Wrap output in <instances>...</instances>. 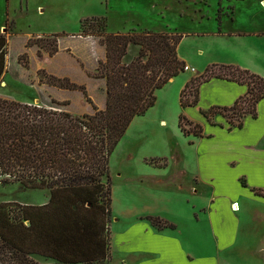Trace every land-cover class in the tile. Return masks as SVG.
<instances>
[{"label":"trees","instance_id":"obj_1","mask_svg":"<svg viewBox=\"0 0 264 264\" xmlns=\"http://www.w3.org/2000/svg\"><path fill=\"white\" fill-rule=\"evenodd\" d=\"M80 26L82 32L89 31L86 35L97 33L105 48V60L99 61L94 74L105 81L103 110L93 107L92 114L74 116L64 109L66 102L52 100L45 105L0 98V183L49 191L42 206L0 203V264H41L33 256L52 264H108L109 159L131 122L155 105L156 92L183 72L185 65L177 56L181 35L105 33V20L96 17L84 19ZM6 33L7 28L0 33V79L6 66ZM53 43L49 56L57 52V42ZM46 44L42 38L34 42L40 49ZM129 45L137 46L138 53L124 63ZM211 78L246 85L247 91L229 108L202 111L208 122L216 114L226 115L231 130L240 129L247 115L256 117L264 80L232 65H209L187 82L180 94L181 107L195 106L199 86ZM48 84L85 93L83 86L67 79L49 75ZM184 121L189 123L179 115L178 128L184 135H201L198 125L184 131ZM254 192L264 197V192ZM151 221L164 225L158 219Z\"/></svg>","mask_w":264,"mask_h":264},{"label":"crops","instance_id":"obj_2","mask_svg":"<svg viewBox=\"0 0 264 264\" xmlns=\"http://www.w3.org/2000/svg\"><path fill=\"white\" fill-rule=\"evenodd\" d=\"M216 1L217 7L211 16L203 11L207 0L191 3L198 10L197 12L194 10L195 25L211 20L208 23V26L211 25L210 28L203 26L198 29L197 25V29L181 32L167 26L163 30L182 36L177 47L178 59L185 66L194 69L193 73L189 71L180 73L166 84L176 86L177 116L182 114L189 123L200 126L201 135L193 136L188 141V144L195 148L191 160L186 158L181 161L177 153L170 156L172 162L182 164L179 174L187 181L183 184L171 175L173 178L166 177L170 181L157 179L154 180L155 185H147L145 181H149L151 174L146 176L145 174L154 172L157 175L167 171L171 161L164 154H151L141 158L140 164L146 169L145 174L131 177L132 184L125 185L122 190V204L125 208L120 212L121 220L115 219L122 222V233L118 239L111 236L110 223L108 224L110 258L111 254H117V264H264L263 260L259 261L256 257L253 260L238 257L240 253L245 252L243 248H247L248 239L245 231L248 229L239 217L233 216L239 211H232L231 206L236 201L233 198L230 200L231 196H227L231 193L227 184L228 175L240 163H244L249 166L255 165L256 170L249 175H238L241 176L238 180L240 186L249 187L254 196L264 198L254 192L255 190L264 192L262 184L264 153L253 146V141L264 132V98L256 104L255 118L247 115L240 129L231 130L227 129L228 124L221 116H216L215 121L210 123L202 115V111L212 107L233 106L236 100L246 94V85L211 78L199 86L195 106L183 108L180 105V94L187 82L201 75L206 67L212 64L232 65L264 80V10L260 9L264 0ZM243 6L247 12H243ZM253 6L257 7L256 10ZM246 14L248 16L244 20L243 16ZM130 30L132 26L127 27L126 31L116 33H127ZM137 30L149 31L138 27ZM188 38H192L196 47H193L189 54H183L181 47ZM39 51L41 55L36 71L42 69L50 76L67 79L73 84L83 86L84 95L86 94V98L92 102L90 104L92 110L93 107L98 110L105 108V81L94 76L99 61L105 60V48L98 40L88 37L80 41L60 40L57 52L52 56L43 50ZM31 52L29 50L30 54ZM32 53L36 57V51ZM137 53L138 47L129 45L123 59L124 63H129ZM59 54H64L63 56L75 62L82 74L80 82H77L69 72L60 70L54 72L51 71V67L46 66L47 59L54 61ZM88 84L94 85L96 94H92ZM99 95L101 99L98 101ZM83 114H88V111ZM138 118L131 122L124 137H129L134 126H139L141 132L149 129V125L144 123L146 117ZM164 123L163 120H159L158 125ZM217 132L222 139L212 142ZM236 132H243L245 138L238 142L229 140ZM251 177H256L257 181H252ZM206 189L209 190L207 199L203 196ZM113 204L112 201L111 205ZM112 206L110 217L113 215ZM164 211L167 214H163ZM151 219H158L164 225H154ZM259 253H264V246L260 247Z\"/></svg>","mask_w":264,"mask_h":264},{"label":"rangeland","instance_id":"obj_3","mask_svg":"<svg viewBox=\"0 0 264 264\" xmlns=\"http://www.w3.org/2000/svg\"><path fill=\"white\" fill-rule=\"evenodd\" d=\"M198 0H0V33H5L7 28V55L5 72L0 79V98L17 101L20 103H34L51 105V101L66 102L64 109L70 111L73 115H81L85 111L92 114L91 103L86 94L79 90L60 89L48 84L49 74L45 70H37L39 57L43 50L48 53L56 41H80L82 38H94L98 40V34L86 35L89 31L82 32L81 21L92 17L103 18L106 23L105 33H116L127 30L132 26V30L140 32L138 28L149 31H162V33H172L163 31L168 28H176L181 32H190L193 29H200L205 26L210 28L205 20L201 24L194 23V10L197 12L196 3ZM253 1V0H250ZM216 0H207L204 12L211 16L216 9ZM256 4V2H254ZM250 6V5H249ZM257 7L253 6L256 10ZM260 9L264 10V3H261ZM248 10L243 6V12ZM248 14L244 15V20ZM97 27L95 28L96 32ZM93 32V31H92ZM177 34V33H175ZM42 38L47 42L46 47L38 48L34 45L36 39ZM28 40H31L30 46L26 47ZM196 47L192 38H188L182 44L183 54H189ZM29 50L36 51V57ZM31 62H30V55ZM64 54H59L56 60H46V66L51 67V71H66L76 79L82 80V74L72 59H68ZM19 58V62H18ZM27 64V67H24ZM8 74H5V73ZM184 72V70H183ZM92 94L97 90L93 84H88ZM175 85H165L156 92V103L144 115V123L149 125V129L139 131V126L131 129L129 137L123 136L116 146L109 159V176L111 181V199L114 202L112 209L113 215L109 216L108 224L110 226L111 236L118 239L122 233V222L120 212L125 208L122 204L123 187L132 184L131 177L145 174V168L140 164L144 156L151 154L167 155L169 161L173 160L170 156L177 153L180 160H191L195 148L189 145L188 141L193 138V134L185 135L178 128V102L175 94ZM68 98L70 100H62ZM190 99L192 98L189 97ZM101 99L100 95L97 97ZM182 115V114H180ZM221 116L219 114L212 117ZM138 119H143L139 117ZM159 120H163V125H158ZM226 120V119H225ZM184 131H193V125L185 121L182 122ZM147 128V127H146ZM244 137L243 132L232 134L229 140L238 142ZM222 139L219 132L216 133L213 141ZM221 141H219L220 143ZM254 147L261 149L264 153V132L260 134L256 141H253ZM171 159V160H170ZM159 162V161H157ZM167 171L158 173H147L150 175L147 185H155L154 180L176 178L183 184L187 182L180 176L181 162L175 164L170 162ZM256 170L255 165L249 166L240 163L236 169L227 177L228 188L231 193L229 199H235L232 204L233 216L239 217L240 221L246 226L248 244L243 248L245 252L239 254V258L248 257L253 260L256 257L259 261H264V253H259L260 247L264 246V198L256 197L251 193L250 188H242L238 176L249 175ZM166 173V176H164ZM154 174V175H153ZM173 175V177H170ZM169 177V178H166ZM252 181H257L256 177H251ZM247 183V182H246ZM243 184V181H242ZM264 184V175L262 179ZM171 185V183L169 184ZM169 190L170 188L167 187ZM205 199L209 196V190L203 192ZM227 197V199H228ZM49 191L46 189H27L19 183L1 184L0 183V203H17L21 205L42 206L48 202ZM226 199V200H227ZM206 202V201H205ZM238 205V208H237ZM235 206V207H234ZM166 211L162 212L163 214ZM159 222V221H158ZM160 224H162L160 222ZM108 226V228H109ZM109 231V238H110ZM41 264H52V261L46 260L40 256L32 257ZM108 264H117V254H111Z\"/></svg>","mask_w":264,"mask_h":264},{"label":"built area","instance_id":"obj_4","mask_svg":"<svg viewBox=\"0 0 264 264\" xmlns=\"http://www.w3.org/2000/svg\"><path fill=\"white\" fill-rule=\"evenodd\" d=\"M183 70H184V71H189V72H192V73L194 72V69L189 68V67H187V66H184Z\"/></svg>","mask_w":264,"mask_h":264}]
</instances>
